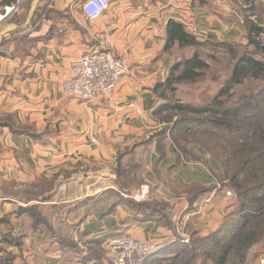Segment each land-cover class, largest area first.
Wrapping results in <instances>:
<instances>
[{
    "label": "crops",
    "instance_id": "1",
    "mask_svg": "<svg viewBox=\"0 0 264 264\" xmlns=\"http://www.w3.org/2000/svg\"><path fill=\"white\" fill-rule=\"evenodd\" d=\"M84 1L25 0L23 19H0V264H112L109 241L120 234L175 241L157 214L120 200L133 192L119 189L118 153L146 147L160 124L156 87L176 60L177 48L166 49L171 19L202 41L245 34L242 0H113L94 21ZM94 49L122 59L126 74L109 96L66 95L71 62ZM147 146L144 179L162 196L186 201L194 186L214 189L180 223L198 218L215 229L225 208L220 163L181 162L171 137L162 153Z\"/></svg>",
    "mask_w": 264,
    "mask_h": 264
},
{
    "label": "rangeland",
    "instance_id": "2",
    "mask_svg": "<svg viewBox=\"0 0 264 264\" xmlns=\"http://www.w3.org/2000/svg\"><path fill=\"white\" fill-rule=\"evenodd\" d=\"M24 1L25 0H19L16 4V8L10 13L13 16L10 21H18L25 17L24 13L18 15L20 11L19 8H22V3H24ZM242 3L244 4V0H242ZM247 8L248 7L246 6L242 9L241 18L245 28V34L240 41H235L237 42L235 49L239 55L249 53L253 57L264 60V54L258 52L254 46L250 45L247 37V25H249L248 23L250 20L259 23L264 27V2L258 1L253 13ZM10 14L8 17L6 16L7 19L10 18ZM4 21H6V18ZM260 37L264 44V34ZM189 51V49H175L174 54L176 56H182L189 53ZM205 53L204 57L210 65L203 76L196 81H183L176 84L174 91H166V100L176 103L197 104L206 102L219 93L223 85L226 84L227 78L231 75L234 66L232 56L230 53L212 46L206 47ZM262 83H264L263 80H257L251 76L246 77L241 84L235 85L227 96L222 97L223 101H225L224 107L236 108L237 106L242 105L246 101L247 96L251 94L254 89L260 88ZM258 105H260V108L257 116L248 118L246 116L239 117L238 115H231L228 119L233 123L241 119V121H244L243 123H245L244 130H248L249 125L256 126L257 123L259 124L264 121V95L259 98ZM206 115L208 116L210 114L207 113L204 116ZM179 116H181L179 112H173L171 110L161 113L158 117L160 124L150 131V134L146 137V147H129L124 149L122 153H118L117 173L119 174V181L125 186L127 192H136L144 183H147L145 182L143 174L146 169V159L143 151L148 149L147 144L154 141L157 145V150L162 153V147H164L165 141L168 137L174 139L178 138V141H173L178 148L179 160L181 162L189 163L194 160L205 161L210 157L217 160L222 166V172L218 175L216 183L219 189L220 187L223 188L221 190L224 192L225 208L223 212L224 216L220 219L218 222L219 224L215 229H217L223 222V226L227 227L239 220V215L236 213L240 202L242 201L239 192L231 185L233 183V176L242 166L246 158L254 156L257 154L258 150L264 149V142L252 131L240 133L224 129L218 132V134H214L212 131L202 133L200 130L203 129V126H195L189 132L184 130H170L172 124ZM198 150L203 151L202 153H204L205 156H199ZM259 168H264V162L260 164ZM243 181V186H245L252 182L255 183L257 180L254 178H245ZM119 189L123 190L120 186ZM156 192L158 191L154 188V193L156 194ZM227 192H230V194ZM185 195L186 201H182L178 198L171 199L169 197L167 199L165 197L161 199L154 197L144 202H147L156 208L164 207L163 210L156 214L157 217L162 218V223L165 224L167 228L171 229L175 240L181 239V241L186 243L190 242L196 247L201 246L203 243L202 238L210 235L215 229L204 228L199 223L198 218L190 219L187 222L185 221L184 224L180 223L182 217L186 215L188 211L192 212L191 214L193 217L200 212V210H196L195 205L193 210H190V196L188 193ZM172 210L174 211V214H169ZM243 231L249 233L255 231V242L247 250L242 259L241 257H237L232 249L228 254L225 264H264L260 261L261 258L264 257V215L260 218L252 219L247 225H245L241 232ZM239 233L240 231H238L235 236ZM159 248H161L160 245H158V249ZM193 264H214V261L212 259L204 260L201 257L196 258Z\"/></svg>",
    "mask_w": 264,
    "mask_h": 264
},
{
    "label": "trees",
    "instance_id": "3",
    "mask_svg": "<svg viewBox=\"0 0 264 264\" xmlns=\"http://www.w3.org/2000/svg\"><path fill=\"white\" fill-rule=\"evenodd\" d=\"M18 2L19 0H0V7L14 6ZM244 2L248 5L247 9L253 13L257 0H244ZM248 24L247 37L249 44L254 46L258 52L264 54V44L260 37L264 34V27L252 20ZM167 32V50H172L176 47L179 50L189 49L190 51L182 56H176L167 79L156 87L162 102L155 110V114H161L169 110L179 112L181 116L172 124L170 128L172 131L184 130L189 132L195 126H203V129L200 130L202 133L212 131L214 134H218L224 129L240 133L252 131L264 142V121L257 123L256 126L249 125L248 130H244V121L239 119L233 123L228 119L231 115L246 116L248 118L257 116L260 108V105H258L259 98L264 95V83H262L260 88L254 89L247 96L246 101L236 108L224 107L225 101L222 99V97L230 93L235 85L241 84L246 77L251 76L254 79L264 81V60L253 57L249 53L239 55L235 49L237 42L199 40L196 35L187 30L183 23L174 19L168 22ZM209 46L230 53L234 62L231 75L227 78L226 84L223 85L219 93L212 99L197 104L176 103L166 100V91H174L176 84L183 81H196L203 76L210 65L204 57L206 54L205 48ZM207 113L210 114L208 115L210 117L204 116ZM177 139L172 138V140L178 141ZM263 162L264 149H261L254 156L246 158L233 176L231 185L239 192L242 198L236 213L239 215L237 222L227 227L223 226V222L210 235L202 238L203 243L201 246L196 247L190 242L181 241V239L175 240L150 254L144 264H193L196 258L201 257L204 260L212 259L214 264H225L232 249L234 254L242 259L255 242L256 232L241 231L252 219L260 218L264 215V168H259ZM245 178H254L257 181L243 186ZM118 185L123 190H126L125 186L119 181V174ZM221 189L223 188L220 187ZM213 190L211 187L201 186H194L188 190L190 210H193L194 204L199 198L210 194ZM120 200L136 212H144L148 218L155 217L154 214L164 208H156L147 202L135 201L130 197H121ZM238 231L240 233L235 236Z\"/></svg>",
    "mask_w": 264,
    "mask_h": 264
},
{
    "label": "built area",
    "instance_id": "4",
    "mask_svg": "<svg viewBox=\"0 0 264 264\" xmlns=\"http://www.w3.org/2000/svg\"><path fill=\"white\" fill-rule=\"evenodd\" d=\"M112 2L113 0H85L82 11L88 20L94 21L104 15ZM11 9L15 8H7ZM126 72L127 66L122 59L111 52L94 49L71 62V75L63 82V92L81 99L109 96ZM125 196L140 202L162 194H155L153 186L144 183L136 192ZM157 249L156 243L137 239L130 234H120L109 241L112 264H144L147 257ZM260 261L264 263V257Z\"/></svg>",
    "mask_w": 264,
    "mask_h": 264
},
{
    "label": "water",
    "instance_id": "5",
    "mask_svg": "<svg viewBox=\"0 0 264 264\" xmlns=\"http://www.w3.org/2000/svg\"><path fill=\"white\" fill-rule=\"evenodd\" d=\"M11 7H12V8H16V5H15V6H11ZM12 10H13V9H11V10H7V12H6L2 17H0V19L3 18V17L8 16V15L12 12Z\"/></svg>",
    "mask_w": 264,
    "mask_h": 264
}]
</instances>
